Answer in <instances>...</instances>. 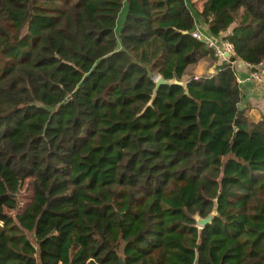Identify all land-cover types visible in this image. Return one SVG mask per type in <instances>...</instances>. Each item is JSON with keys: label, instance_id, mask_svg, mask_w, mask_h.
Returning a JSON list of instances; mask_svg holds the SVG:
<instances>
[{"label": "trees", "instance_id": "obj_1", "mask_svg": "<svg viewBox=\"0 0 264 264\" xmlns=\"http://www.w3.org/2000/svg\"><path fill=\"white\" fill-rule=\"evenodd\" d=\"M195 6L0 0V264H264V0Z\"/></svg>", "mask_w": 264, "mask_h": 264}, {"label": "crops", "instance_id": "obj_2", "mask_svg": "<svg viewBox=\"0 0 264 264\" xmlns=\"http://www.w3.org/2000/svg\"><path fill=\"white\" fill-rule=\"evenodd\" d=\"M196 6L194 9V12L196 15L199 12V10L202 9L204 0H195ZM128 4L127 2H124L121 14L118 19V25L116 32L119 35L124 23L126 21V16L128 14ZM200 28L203 31H207L208 28L205 24H200ZM226 35V34H225ZM237 75H238V81L242 89L243 93V101L241 103V108L246 109L248 106L253 107V109H256V111L259 110V112L264 113V88L260 85H257L253 81L250 80L249 76L251 74V69L246 64V68L244 70H240L236 68ZM260 106L263 107V109H260ZM262 110V111H261ZM260 115L258 114V117Z\"/></svg>", "mask_w": 264, "mask_h": 264}, {"label": "built area", "instance_id": "obj_3", "mask_svg": "<svg viewBox=\"0 0 264 264\" xmlns=\"http://www.w3.org/2000/svg\"><path fill=\"white\" fill-rule=\"evenodd\" d=\"M193 37L196 40L204 43L206 48L213 50L215 57H217L219 60L226 62L233 61L232 59L235 57V49L230 42L224 41L219 43L213 37L204 34L200 30L195 31ZM231 63L235 65V61ZM247 65L251 69V74L249 76L250 80L264 88V73L260 71V69L263 67V64H260L259 66H252L250 64ZM2 225L3 224L0 223V226Z\"/></svg>", "mask_w": 264, "mask_h": 264}, {"label": "water", "instance_id": "obj_4", "mask_svg": "<svg viewBox=\"0 0 264 264\" xmlns=\"http://www.w3.org/2000/svg\"><path fill=\"white\" fill-rule=\"evenodd\" d=\"M235 67L240 69V70H244L246 68V62L242 59V58H237L236 61H235ZM156 83V87L154 89V93H153V96H152V99L151 101L148 103L147 108L151 107L153 105V102L157 96V92L158 90L160 89L161 86H172V85H180L184 88H186V83L184 82H179L177 80H173V81H166L164 80L162 77H158L155 81ZM186 94H188V91H186ZM145 109V110H146ZM214 213H212L211 215H209L206 219H198L197 220V223L200 227H205L207 226L209 223H211L213 217H214ZM121 264H124V260L123 258H121Z\"/></svg>", "mask_w": 264, "mask_h": 264}, {"label": "rangeland", "instance_id": "obj_5", "mask_svg": "<svg viewBox=\"0 0 264 264\" xmlns=\"http://www.w3.org/2000/svg\"><path fill=\"white\" fill-rule=\"evenodd\" d=\"M261 108L263 109V107L260 106V109H261ZM255 111H256V110H255ZM261 111H262V110H261ZM256 112H259V110L256 111ZM260 114L262 115V112H260L259 115H260ZM256 115H258V113H257ZM26 191H27V188L23 189L22 192H21V195H22V196H25V195H26Z\"/></svg>", "mask_w": 264, "mask_h": 264}]
</instances>
